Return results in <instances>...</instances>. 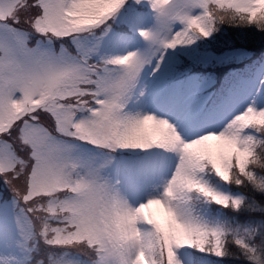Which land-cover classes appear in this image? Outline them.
Instances as JSON below:
<instances>
[{
    "label": "snow or ice",
    "instance_id": "6c2138e0",
    "mask_svg": "<svg viewBox=\"0 0 264 264\" xmlns=\"http://www.w3.org/2000/svg\"><path fill=\"white\" fill-rule=\"evenodd\" d=\"M0 264H264V0H0Z\"/></svg>",
    "mask_w": 264,
    "mask_h": 264
}]
</instances>
